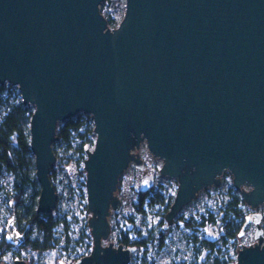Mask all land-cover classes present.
I'll use <instances>...</instances> for the list:
<instances>
[{
	"label": "water",
	"instance_id": "water-1",
	"mask_svg": "<svg viewBox=\"0 0 264 264\" xmlns=\"http://www.w3.org/2000/svg\"><path fill=\"white\" fill-rule=\"evenodd\" d=\"M101 2L0 0V84L17 86L22 104L33 106L38 213L55 207L49 171L58 123L89 114L94 144L84 146L83 170L92 247L76 264H128L135 245L103 241L121 204L119 176L130 162L144 168L134 153L141 141L162 161L159 174L178 184L165 228L223 172L250 208L264 202V0H125L113 29ZM153 185L143 174L139 191ZM261 218L244 216L237 236L252 223L257 242L241 246L233 264H264Z\"/></svg>",
	"mask_w": 264,
	"mask_h": 264
},
{
	"label": "rangeland",
	"instance_id": "rangeland-1",
	"mask_svg": "<svg viewBox=\"0 0 264 264\" xmlns=\"http://www.w3.org/2000/svg\"><path fill=\"white\" fill-rule=\"evenodd\" d=\"M99 8L106 21L113 20V24L107 22V26L113 28L124 15L125 0H102ZM17 102H21L17 86L0 84V121L9 104ZM25 107L28 117L25 125L28 127L33 106ZM76 119L86 120L84 129L86 126L92 127L89 114L79 112L59 122L57 129L66 121ZM84 129L73 132L69 144L61 139L52 143L56 161L50 167L49 179L56 193V201L54 209L48 214L56 220L53 237L57 244L51 249L32 252L22 244V235L15 220L19 206L13 205L14 201L10 199L18 193L14 185L15 177L11 171L3 169L0 176V243L9 242L10 247L0 256L2 264H11L22 257L29 264H76L81 254L91 251L92 239L87 225L91 213L86 208L83 170V157L86 154L78 149V145L83 143L92 149L94 134L84 136ZM134 153L139 156L144 168L138 169L130 162L119 176L115 195L121 204L117 212L111 210L109 214V236L103 241V244H107L110 239L115 246L122 244L123 236L130 242L143 241L144 245L136 247L128 264H215L216 259L220 262L233 259L235 262L237 250L241 246L257 242L254 237L255 225L252 223L246 225L241 236L230 235L228 228L231 224L227 226L226 223L242 221L229 214L232 196H240V190L232 185L229 172H223L218 185L199 190L177 212L173 223L165 228L166 205L173 200L177 181L159 174L162 161L153 157L144 141L140 142ZM25 158L32 159L27 170L35 178L32 154H27ZM69 165L75 167L74 172L66 170ZM143 174L153 175L154 185L148 190L144 202L138 205ZM39 189L36 181L35 190ZM242 189L247 190L249 187L243 186ZM33 190L31 187L26 188L19 199L27 204L32 200L36 203L38 195ZM239 208L243 216L252 212L261 214L260 227L264 234V202L252 209L242 201ZM161 231H165V238L163 245L159 246ZM28 237L30 240H42V234L34 225L29 228Z\"/></svg>",
	"mask_w": 264,
	"mask_h": 264
},
{
	"label": "trees",
	"instance_id": "trees-1",
	"mask_svg": "<svg viewBox=\"0 0 264 264\" xmlns=\"http://www.w3.org/2000/svg\"><path fill=\"white\" fill-rule=\"evenodd\" d=\"M108 23L113 24L112 19H107ZM27 109L22 104V102L9 104L5 114L2 116L0 121V176L3 169L9 170L14 174V185L15 189L18 190L16 196L11 197L14 201L13 205H18V211L15 214V220L17 222V228L22 235L21 242L25 248H28L32 252L40 250H48L56 246L57 241L53 237V229L56 225V220L50 214H43L36 212L37 202L34 200L30 201L28 204L24 203L19 197L23 194L24 190L31 187L34 194L39 195V191L35 190L36 179L28 173L27 167L32 164V159L29 160L25 158L27 154H30L29 148V135L28 127H26V116ZM31 114V112H30ZM86 120H68L65 124L57 129V139L63 140L66 144H69L70 137L73 132H78L83 130V126ZM92 133V127H87L84 129V136ZM78 149L82 152L84 151V144L80 143ZM85 157H83L84 161ZM139 203L147 198L148 191L139 192ZM173 201V200H172ZM170 200L166 205V212L172 203ZM242 203V199L238 195L232 196V206L230 207L229 214L235 219H239L243 222L244 216L242 210L239 208V204ZM241 223H231L227 222V226L230 230V235L234 236L238 234L239 229L242 225ZM34 225L37 230L42 234V240L37 239L30 240L28 237L30 226ZM165 232V231H164ZM164 232L161 231L159 246L163 245V240L165 238ZM121 243L124 246L144 245L143 241L130 242L126 236H123ZM10 247V243L2 241L0 243V256L4 253L6 249ZM28 263V262H27ZM234 260L229 259L227 261L220 262L216 259L215 264H233ZM29 264V263H28Z\"/></svg>",
	"mask_w": 264,
	"mask_h": 264
},
{
	"label": "built area",
	"instance_id": "built-area-1",
	"mask_svg": "<svg viewBox=\"0 0 264 264\" xmlns=\"http://www.w3.org/2000/svg\"><path fill=\"white\" fill-rule=\"evenodd\" d=\"M119 23V22H118ZM118 24H116L113 28H115ZM113 28H109V29H113Z\"/></svg>",
	"mask_w": 264,
	"mask_h": 264
}]
</instances>
